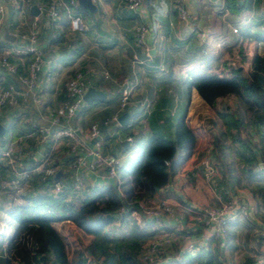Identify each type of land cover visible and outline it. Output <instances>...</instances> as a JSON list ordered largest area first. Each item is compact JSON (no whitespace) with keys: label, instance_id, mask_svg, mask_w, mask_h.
I'll return each mask as SVG.
<instances>
[{"label":"crops","instance_id":"0c3cea01","mask_svg":"<svg viewBox=\"0 0 264 264\" xmlns=\"http://www.w3.org/2000/svg\"><path fill=\"white\" fill-rule=\"evenodd\" d=\"M47 1L19 0L17 5L2 0L4 14L0 20V51L24 42L21 34L30 30V20L37 14L40 18L38 42L46 61L39 72L36 88L25 99L5 104L0 116L5 127L0 134V142L12 143L15 158L11 163L0 158V255L5 251L17 218L44 215L55 217L52 223L62 235L68 252L72 251L66 240L67 232L60 227L64 223L69 228L77 225L70 219L58 218L61 211L57 206L37 205L18 209V205L31 201L28 198L38 193L55 191L49 181L42 185L34 181V173L43 172L39 167H32L42 159L45 139L42 141L39 138L31 123L50 122L51 112H59L66 97L65 80L74 69L81 68L91 80L90 85L103 90L105 95L85 101L67 120L63 119L65 123L88 127L91 122H97L104 150L117 160L116 164L121 168L133 162L155 134L171 137L175 120L185 112V119L196 136L193 149L149 199L166 198L180 203L181 206L177 204L174 213L163 217L161 222L169 227V231L177 227L176 222L179 224L181 244L185 235L199 237L208 231L195 224V218L187 216L184 204H212L224 197L248 202L252 206L251 211L233 219L236 246L231 249L226 245L222 256L230 264H242L245 256L249 255L253 256V264H264V210L255 211L250 190L230 187L223 170L217 171L213 183L200 174L198 158L204 152L205 138L201 131L196 130L202 117L196 114L195 109L201 103L211 105L192 83L195 76L206 73L238 74L241 69L246 70L242 63L244 60H251L255 52L264 54V0H251L248 6L244 4L247 0H237L238 7L228 4V0H187L189 20L177 15L173 0H143L137 11L128 9L123 0H92L96 8L90 10L85 7L83 10L87 17L82 15L85 22L82 30L70 27L68 13L72 11L71 6L58 5L60 15L55 20L47 17L44 7L38 13L31 11L33 3L38 6L39 2L44 4ZM77 3L81 6L78 0ZM143 21L148 23L149 32L145 42L139 43L133 37V30L137 23ZM234 26L237 31H233ZM12 58L18 62V70H24L28 58L20 55H13ZM235 69L238 71L235 72ZM0 77L4 83L23 85L17 73L7 72L2 66ZM124 87L130 91L128 101L121 107L120 96ZM35 95L40 100H36ZM114 112L117 113V123L112 119L105 122ZM124 113V120H120L119 116ZM117 126L132 133L134 140L128 142L117 135ZM68 142L66 138L56 143L51 141V149ZM134 142H137L138 148L127 149ZM92 145L91 139H84L78 144V149L83 153L86 147ZM85 155L90 157L88 153ZM69 164L64 159L56 164V171L60 170V173L57 176L54 174V177L67 185L61 194L63 199L77 204L92 191L71 189L74 176L68 169ZM79 173L84 184H94L95 189L115 181V177L109 176L104 167L95 171L81 167ZM216 183L220 186L216 187ZM139 211L131 209L125 220L114 218L107 225L109 231L127 230L133 223H147L148 220ZM256 215L262 218L261 222H256ZM78 228L87 234L88 241L91 234ZM192 228L195 229L190 234ZM182 230H188V233L182 234Z\"/></svg>","mask_w":264,"mask_h":264},{"label":"trees","instance_id":"16d2710c","mask_svg":"<svg viewBox=\"0 0 264 264\" xmlns=\"http://www.w3.org/2000/svg\"><path fill=\"white\" fill-rule=\"evenodd\" d=\"M227 3L240 6L237 0H228ZM244 4L250 5L251 0ZM76 9L84 10L85 7L77 5ZM192 83L211 106L215 105L218 97L229 94L241 104V112L234 109L219 111L223 129L213 136L212 145L217 151V157H214L226 173L230 187L249 189L255 211L264 210V169L258 168L260 162L264 167V54L255 52L246 70L238 74L221 76L206 73L195 76ZM195 140V133L183 112L174 122L171 137L155 134L133 162L121 168L117 166L123 195L117 192L114 184H108L92 190L77 204L63 199L61 194L64 190L41 192L29 197L28 200H32L18 205V209L37 205L57 206L61 211L58 218L72 220L90 233L91 238L69 253L62 235L52 223L55 217L17 218L5 251L0 255V264H42L47 261L60 264H146L141 258L143 244L161 227L167 230L169 227L161 224L153 228V222L147 221L145 224L133 223L127 230L117 233L109 231L107 225L114 218L125 220L131 209H140L138 200H149L155 189L168 181L169 175L192 151ZM51 141V137L46 138V150H51ZM68 147L69 143H64L52 148L55 164L61 163L62 159L65 163L72 161ZM172 159L173 167L170 168ZM37 173L40 175H35ZM34 176L39 185L53 178L44 172H36ZM199 225L201 229L204 227L203 223ZM234 225L235 220L225 223L226 236L223 240L212 234L204 248L194 253L183 252L176 258L157 264H230L224 260L222 250L226 245L231 249L236 246ZM194 229L189 233L192 234ZM182 231V234L188 233V230ZM165 253L166 250L159 252L162 255ZM253 260V256H245L242 264H253Z\"/></svg>","mask_w":264,"mask_h":264},{"label":"built area","instance_id":"2783aa9c","mask_svg":"<svg viewBox=\"0 0 264 264\" xmlns=\"http://www.w3.org/2000/svg\"><path fill=\"white\" fill-rule=\"evenodd\" d=\"M6 1L13 2L17 5L19 3V0ZM123 1L125 6L133 11H137L143 2V0ZM58 5L72 7V11H70L68 15L70 27L73 30H82L84 28V18L82 14L76 10L78 5L77 0H48L47 2H44V4L39 2L38 8H46L47 17L51 20H55L60 15ZM173 5L176 9L177 15L181 19L189 20L190 17L187 0H173ZM3 14L4 6L2 0H0V20L2 19ZM30 23V30L25 34H21V39H25L24 42L15 44L9 49L0 51V66H2L7 72L17 73L18 78L23 84L19 86L12 82L4 83L0 77V116L2 115L3 106L5 104H15L18 102L19 98L25 99L30 92L36 88L39 72L46 61V56L38 42V36L40 34V18L37 14L33 15ZM232 29L233 31L238 30L236 26ZM148 32V23L145 21L139 22L134 26L133 37L137 42L144 43ZM13 55H20L22 58H28L23 68L24 70H18V62L12 58ZM90 84L91 80L86 76L83 69H74L72 74L65 80L66 97L61 102V112H51V118L48 124H37L32 122L31 126L33 127L34 132L37 131V135L42 141L43 139L46 140L47 137H51L54 143L63 138H66L69 141V152L73 156L68 168L74 176V182L71 184L72 190L85 188L90 192L95 189L94 184H84L79 173L81 167L89 168L92 171L97 170L99 167H104L105 172L109 176L115 177L114 186L117 192L123 195V189L120 186V179L117 174V160L113 159L104 150L103 139L99 136V127L97 122H91L90 125L86 127L80 124H68L64 121L83 106L85 102L83 94ZM129 91V88L126 87L122 89L120 96L121 107H124L128 101ZM34 98L36 100H40L38 95H35ZM109 119L116 122L117 113L114 112L105 120V122ZM115 131L117 135L124 137L128 142L133 140V135L122 127L117 126ZM84 139H91L93 141V145L86 147V151L81 153L78 149V144ZM204 149L205 152H203L198 158L199 171L201 176L206 181L213 183L214 176L216 175L218 168L216 166L214 154H212V146L209 145ZM51 150H43L41 161L35 164L32 169L38 167L41 168L45 175L53 177L52 180H50L52 188L55 191L63 190L67 185L59 182L54 177L57 167L54 163V157L52 156ZM86 153L90 155L89 158L86 157ZM0 158L5 159L9 163L14 160L12 143L10 141L6 143L0 142ZM258 168L264 169L261 162L258 165ZM167 201L168 200L166 198H153L147 201L142 200L139 202L142 215L149 222H153V228H155V222H159L160 225L162 224L161 219L164 213H174L176 206L169 204ZM121 209L123 210V208ZM184 209L187 210V216L189 218H195V224L203 223L204 227L207 228L208 231L199 237L187 236L181 244L178 242L180 241L179 226L172 228V231L160 228L158 232H156L143 244L141 258L144 262H146V264H157L167 259L176 258L181 253L186 251L194 253L208 244L209 238L212 234L220 240H223L226 236L225 223L229 220L237 218L243 213L247 214V212L251 211L252 206L243 200L224 197L218 198V201L213 204L198 206L184 204ZM171 249L173 250L172 252H170ZM163 250H166L167 253H165V255L159 254V252H162ZM87 258H89L88 255ZM42 264L60 263L56 261H47Z\"/></svg>","mask_w":264,"mask_h":264},{"label":"rangeland","instance_id":"374dc122","mask_svg":"<svg viewBox=\"0 0 264 264\" xmlns=\"http://www.w3.org/2000/svg\"><path fill=\"white\" fill-rule=\"evenodd\" d=\"M81 14L84 17H87V13H85L83 10H81ZM249 62H250V60L249 61L248 60L247 61L244 60L242 62V63L245 64V66H244L245 68L248 67ZM237 71L238 70L235 69V72H237ZM241 71H244V70L241 69ZM217 74L221 75V76L234 75L233 73H226V72H218ZM241 107L242 106H241V104H239L237 102L236 97L232 96V95L220 97L216 101L214 106H208V105H206L204 103H201V104L196 106V109H195L196 110L195 111L196 114H198V115L201 114L200 116L202 117L201 124L198 127H196V130L197 131H201L202 134L204 135V138H205L204 141L205 142H204V146L202 147L203 150H205L204 148H206L207 146L211 145L212 146V150H213V154H215L214 156L217 157V151H216V148H213V145H212L213 141L212 140H213V136L217 135L223 129V123H222V120L220 118L219 111L222 110V109H224V110L226 109L228 111H231L232 109H234V110H239V112H241ZM136 143L137 142H134L127 149L135 150L136 148H138V145H136ZM141 145L142 144H140L139 146H141ZM215 161H216V166L218 168V171L221 170V172H222L221 166H220L217 158H215ZM218 182L220 183V180H218ZM219 183H216V187L220 186V185H218ZM218 190H222V188H219ZM231 198H234V197H231ZM167 202L169 204L174 205V206H177V204L180 205L179 202H176L174 200H168ZM139 213L142 215L141 210L139 211ZM163 215H164L163 217H168L169 216L168 213H164ZM142 217H143V215H142ZM261 219L257 215L255 216L256 222H261ZM65 222H68V221H65ZM175 224H176L177 227L179 226V224L177 222ZM159 225H160L159 222H155L154 223L155 227L159 226ZM60 228H63L67 232L68 236H67L66 240H67V243H68V247H70V249H72V250H73V248L75 249V248H77L79 246L82 247L83 244L88 239L87 234H85L83 231H81L78 228V226L74 225V226H71L69 228L67 223H64ZM121 228H123V227H121ZM121 231L122 230L120 229L117 233H120ZM185 238H187V235L184 236L182 242H184ZM181 240L182 239H180V241ZM180 241H178V242H180ZM70 249H69V251H70ZM263 253H264V251H263Z\"/></svg>","mask_w":264,"mask_h":264},{"label":"water","instance_id":"95a60500","mask_svg":"<svg viewBox=\"0 0 264 264\" xmlns=\"http://www.w3.org/2000/svg\"><path fill=\"white\" fill-rule=\"evenodd\" d=\"M79 4L81 6L87 7L90 10H94L96 8V4L92 0H78ZM31 11L33 13H38L39 8L36 3H33L30 7ZM105 95V92L101 89L96 88L94 85H88L87 89L85 90L83 97L86 102H89L93 99H99L102 98ZM126 113L119 116V119L122 120L125 117ZM124 120V119H123ZM4 125L0 121V134L4 130ZM177 151V150H175ZM169 167H173V159L169 162ZM60 173V170H57L55 173V176H57Z\"/></svg>","mask_w":264,"mask_h":264}]
</instances>
